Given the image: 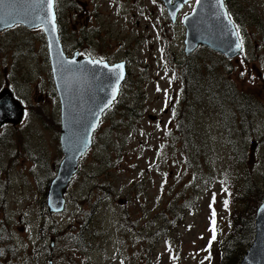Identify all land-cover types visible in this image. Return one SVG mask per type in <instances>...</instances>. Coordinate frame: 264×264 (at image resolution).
<instances>
[{
    "label": "rangeland",
    "instance_id": "1",
    "mask_svg": "<svg viewBox=\"0 0 264 264\" xmlns=\"http://www.w3.org/2000/svg\"><path fill=\"white\" fill-rule=\"evenodd\" d=\"M57 1L67 54L126 62L127 78L65 210L50 213L64 154L48 41L42 29L0 33V91L27 110L0 128V264H218L235 211L264 194V0H225L243 39L233 60L186 57L193 4L172 24L161 0Z\"/></svg>",
    "mask_w": 264,
    "mask_h": 264
},
{
    "label": "water",
    "instance_id": "2",
    "mask_svg": "<svg viewBox=\"0 0 264 264\" xmlns=\"http://www.w3.org/2000/svg\"><path fill=\"white\" fill-rule=\"evenodd\" d=\"M162 2L172 23H176L179 13L190 0ZM52 12L55 14V32L50 30L46 0L44 3L39 0H3L0 3V33L22 25L28 29L41 27L47 37L54 81L61 101L60 144L64 154L49 189L47 206L50 213H61L66 206L65 194L78 171L80 160L92 147V139L103 114L119 97L127 70L125 63L115 64H123L124 76L119 81V91L113 100L112 91L117 83L115 76L100 65L90 64L92 58H85L79 53L71 58L66 56L59 38L55 3ZM225 13L228 18H225ZM184 25L187 29V56L199 47L207 48L228 60L236 59L243 53V49L236 48L240 38L235 35L236 27L224 0L223 8L219 7L217 0H201L184 19ZM71 61H75V64L69 63ZM105 63L110 68L115 66ZM24 110L12 90L4 88L0 91V128L5 125L18 126L23 120ZM240 264H264V202L255 216L254 240Z\"/></svg>",
    "mask_w": 264,
    "mask_h": 264
},
{
    "label": "trees",
    "instance_id": "3",
    "mask_svg": "<svg viewBox=\"0 0 264 264\" xmlns=\"http://www.w3.org/2000/svg\"><path fill=\"white\" fill-rule=\"evenodd\" d=\"M56 9L59 11L58 1L56 0ZM78 13V11H76ZM75 13V14H76ZM59 14V13H58ZM58 23L60 27V34L63 35V27L60 26L61 15L58 16ZM74 37V36H73ZM78 49V48H77ZM188 77L192 80V71H186V82L189 83ZM188 86V84H187ZM248 194V189L245 195ZM261 197V198H260ZM264 201V194L258 196L253 202V206L249 208L248 212L235 211L232 216L231 231L224 240H221L217 245V253L219 254L218 264H240L242 258L250 248L255 236V216L259 206ZM258 202V203H257ZM257 203V205H255ZM255 206H257L255 208Z\"/></svg>",
    "mask_w": 264,
    "mask_h": 264
},
{
    "label": "snow or ice",
    "instance_id": "4",
    "mask_svg": "<svg viewBox=\"0 0 264 264\" xmlns=\"http://www.w3.org/2000/svg\"><path fill=\"white\" fill-rule=\"evenodd\" d=\"M40 3H44L45 0H39ZM47 2V10L48 12L50 13V19H49V23L51 24V31L52 32H55L56 31V25H55V14L52 12V8H53V5L55 3V0H46ZM201 2V0H197V3L199 4ZM0 3H3V0H0ZM217 3L219 5V7L223 8V0H217ZM225 15V18H228L227 17V13L224 14ZM235 35H237L239 37V28H236L235 30ZM236 48L237 49H241L243 48V39H240L239 42L236 44ZM69 63H72V64H75V61H71ZM89 63L90 64H94V65H100L102 66L103 68L105 69H108L109 70V73L114 75L115 76V79H116V86L113 88V91H112V99L114 100L115 97H116V94L117 92L119 91V81L123 79V76H124V73H123V64H120V65H115V66H112L111 68L109 67L108 64H106L103 60H99V61H95V60H89ZM175 77H173L174 79ZM157 91H161V89L159 87H157ZM165 97H166V100H165V107H167V99H168V93L167 91L165 90ZM109 103H111V101H109ZM173 115H175V111L173 110ZM215 200V196H213V202ZM224 204H225V207H227L228 205V201H224ZM210 208H211V205H210ZM215 216H216V213H215V209H212V216H211V227H210V231L212 232V237L211 239L209 240V249L211 248V245L213 243V241L216 240V229H215V225H216V221H215Z\"/></svg>",
    "mask_w": 264,
    "mask_h": 264
},
{
    "label": "bare ground",
    "instance_id": "5",
    "mask_svg": "<svg viewBox=\"0 0 264 264\" xmlns=\"http://www.w3.org/2000/svg\"><path fill=\"white\" fill-rule=\"evenodd\" d=\"M185 40H186V36H185ZM185 40H184V53H185V55H186V52H185V48H186V41H185ZM77 50H79V48H78V49H77V48H75V49H74V52H75V51H77ZM242 55H243V53L241 54V56H242ZM48 56H49V58H50V54H49V52H48ZM190 56H191V55H190ZM186 57H189V56H187V55H186ZM236 59H237V58H236Z\"/></svg>",
    "mask_w": 264,
    "mask_h": 264
},
{
    "label": "flooded vegetation",
    "instance_id": "6",
    "mask_svg": "<svg viewBox=\"0 0 264 264\" xmlns=\"http://www.w3.org/2000/svg\"><path fill=\"white\" fill-rule=\"evenodd\" d=\"M194 1V4L196 3V0H193ZM193 1H192V3L191 4H193Z\"/></svg>",
    "mask_w": 264,
    "mask_h": 264
}]
</instances>
